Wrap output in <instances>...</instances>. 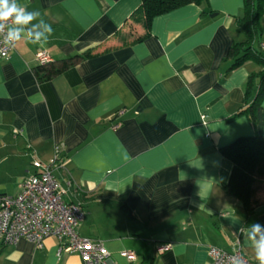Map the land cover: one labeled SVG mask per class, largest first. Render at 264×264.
Listing matches in <instances>:
<instances>
[{
  "label": "crops",
  "instance_id": "obj_1",
  "mask_svg": "<svg viewBox=\"0 0 264 264\" xmlns=\"http://www.w3.org/2000/svg\"><path fill=\"white\" fill-rule=\"evenodd\" d=\"M17 2L38 10L53 32L32 43L25 31L0 60V193L17 194L33 160L48 163L58 146L64 164L53 174L63 199L84 212L77 232L110 255L94 264H206L208 247L230 251L236 240L257 262L247 233L252 223L264 225V203L248 214L222 188L232 163L220 148L257 133L239 111L247 79L261 66L230 68L227 58L245 40L235 23L242 0L184 5L154 17L143 40L105 52L141 0ZM260 25L254 46L264 51V15ZM89 49L98 54L37 80V53L49 63ZM58 245L55 237L40 248L25 239L0 244V264H84Z\"/></svg>",
  "mask_w": 264,
  "mask_h": 264
},
{
  "label": "trees",
  "instance_id": "obj_2",
  "mask_svg": "<svg viewBox=\"0 0 264 264\" xmlns=\"http://www.w3.org/2000/svg\"><path fill=\"white\" fill-rule=\"evenodd\" d=\"M205 0H141L140 6L133 13L130 22L116 37L114 44H108L101 52L120 46L137 43L149 34L152 19L169 13L187 4L200 5ZM242 13L236 19V26L244 33L245 40L234 43L227 51V58L233 60L230 68L246 61H253L261 70L251 74L245 84V97L239 114H243L255 125L254 136H243L229 145L220 148V153L232 163L228 181L222 185L230 196L239 199L246 212L264 203V107L260 100L264 96V51L258 46L261 35L260 19L264 15V0H242ZM93 49L72 55L55 62L38 65L34 73L38 81H47L76 65L81 60L97 55ZM256 80V82H255ZM140 264H153L148 259Z\"/></svg>",
  "mask_w": 264,
  "mask_h": 264
},
{
  "label": "built area",
  "instance_id": "obj_3",
  "mask_svg": "<svg viewBox=\"0 0 264 264\" xmlns=\"http://www.w3.org/2000/svg\"><path fill=\"white\" fill-rule=\"evenodd\" d=\"M7 31V27L0 30V60L7 59L14 46L5 43ZM35 59L41 65L48 63L44 51L37 53ZM121 114L122 110L115 113ZM119 125L117 122L112 127ZM63 164L64 156L55 146L48 163L33 160L34 172L25 178L17 194L0 193V244H16L25 239L40 248L45 238L55 237L59 253H75L84 264L105 263L110 255L102 242L82 237L77 232L84 212L79 204L63 199L65 189L53 174ZM169 246L163 245L160 250ZM119 254L128 262L136 260L132 250H122ZM207 254L206 264H233L235 259H242L244 264H257L245 257L239 240L233 243L230 251L210 246Z\"/></svg>",
  "mask_w": 264,
  "mask_h": 264
},
{
  "label": "clouds",
  "instance_id": "obj_4",
  "mask_svg": "<svg viewBox=\"0 0 264 264\" xmlns=\"http://www.w3.org/2000/svg\"><path fill=\"white\" fill-rule=\"evenodd\" d=\"M38 21V23H33ZM31 25V27H28ZM43 26L44 32L35 29ZM8 29L5 39L6 44H13L20 41L22 34L27 31L30 37H33L32 43H36L44 36L45 42L53 32L51 24L46 22L38 10H27L20 5L17 0H0V30ZM46 33V35H45ZM248 238L253 241L257 264H264V225L259 222L249 225ZM233 264H244L242 259H235Z\"/></svg>",
  "mask_w": 264,
  "mask_h": 264
},
{
  "label": "rangeland",
  "instance_id": "obj_5",
  "mask_svg": "<svg viewBox=\"0 0 264 264\" xmlns=\"http://www.w3.org/2000/svg\"><path fill=\"white\" fill-rule=\"evenodd\" d=\"M244 39H245V35H244ZM6 187H7L6 192H8V193H12V191L14 190V185L11 184L10 182L6 183Z\"/></svg>",
  "mask_w": 264,
  "mask_h": 264
}]
</instances>
